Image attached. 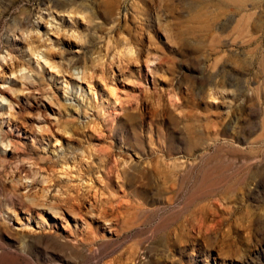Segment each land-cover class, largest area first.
Instances as JSON below:
<instances>
[{
    "label": "rangeland",
    "instance_id": "374dc122",
    "mask_svg": "<svg viewBox=\"0 0 264 264\" xmlns=\"http://www.w3.org/2000/svg\"><path fill=\"white\" fill-rule=\"evenodd\" d=\"M7 47L0 264H264V0H0Z\"/></svg>",
    "mask_w": 264,
    "mask_h": 264
},
{
    "label": "bare ground",
    "instance_id": "6f19581e",
    "mask_svg": "<svg viewBox=\"0 0 264 264\" xmlns=\"http://www.w3.org/2000/svg\"><path fill=\"white\" fill-rule=\"evenodd\" d=\"M9 37V36H8ZM13 39H15V38H13ZM8 44L10 43L9 42V39L7 38V41H6ZM7 44V45H8ZM7 49V54L6 55H3V56H1L0 57V67H2V66H7V67H10L11 68V74L13 75V74H15L17 71L15 70V65H16V63H17V60H16V57H15V55H14V52L12 51V49H11V47H7L6 48ZM40 54V53H39ZM37 52H33L32 53V55L35 57L36 56V58H38V56H40ZM45 61V63H47V64H49L47 61H46V59L44 60ZM18 64V63H17ZM24 63H21V67L19 68V72L21 71L22 72V70H27L29 73L31 72H34V70L33 69H31L30 67H29V63H26V65L25 66H22ZM36 64L38 65L39 64V61H38V59H36ZM28 65V66H27ZM50 65V67H54V66H52L51 64H49ZM14 66V67H13ZM39 66V65H38ZM14 68V70H13V68ZM17 68V67H16ZM17 78H20V79H28V77L27 76H22V75H20V77H18L17 76ZM19 79V80H20ZM25 89H16L15 90V92H14V94L16 95V93H19V92H22V91H24ZM6 100V99H5ZM4 101V99H3V97L1 96V94H0V115L2 116V118L4 117V116H6L7 117V120H9V118H11L13 115L11 114L12 113V110H14V103H12L10 100L8 101H6V103H5V106H2V103H4L3 102ZM5 117V118H6ZM5 120L4 119H1V124L4 122ZM8 130H9V127H8ZM1 131V130H0ZM4 137V136H3ZM0 142H1V144L3 145V147H8V145H10V141H6V139H2V137L0 138ZM1 159V158H0ZM2 159H4V158H2ZM1 162H3V160L1 161ZM18 168H20V167H18ZM17 168V170H19ZM21 169V168H20ZM21 171V170H20ZM50 208V210L52 209V210H54V211H52L53 213H56L57 212V210L56 209H58V207L56 208V209H54L55 208V206H50L49 207ZM56 210V211H55ZM59 212V211H58ZM57 212V213H58ZM52 213V214H53ZM57 215V214H56Z\"/></svg>",
    "mask_w": 264,
    "mask_h": 264
}]
</instances>
